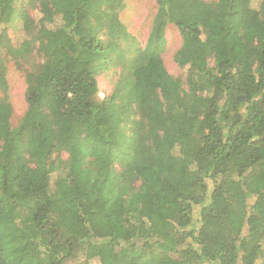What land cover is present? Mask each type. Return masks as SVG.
<instances>
[{"label": "trees", "instance_id": "trees-1", "mask_svg": "<svg viewBox=\"0 0 264 264\" xmlns=\"http://www.w3.org/2000/svg\"><path fill=\"white\" fill-rule=\"evenodd\" d=\"M252 1L155 0L140 46L123 0H26L37 19L0 0V264H264V0ZM169 24L179 75L161 57ZM9 59L26 84L16 126ZM115 65L98 99L96 76ZM145 96L167 130L125 112Z\"/></svg>", "mask_w": 264, "mask_h": 264}, {"label": "rangeland", "instance_id": "rangeland-1", "mask_svg": "<svg viewBox=\"0 0 264 264\" xmlns=\"http://www.w3.org/2000/svg\"><path fill=\"white\" fill-rule=\"evenodd\" d=\"M257 3L258 0H253L251 5L256 7ZM24 4L26 5V0ZM26 7H28V14L37 19L39 16L37 10L31 9L27 5ZM155 9V0H123V7L119 12L120 20L128 32L135 37L136 42L140 46H144L146 42ZM56 23H58V20ZM1 28L2 25L0 24V30ZM6 34L14 44L19 43L22 39H24L25 35L22 30L20 20L14 21L13 24H8ZM181 37V32L177 29V27L172 24L167 26L165 32L166 44L161 57L165 68L173 75L184 73V70L181 69L173 60L175 51L181 45ZM23 63V68L33 67L32 61ZM120 72V66L115 65L105 68L97 74L96 80L98 85V99H104L111 94L116 81L119 78ZM6 80L8 86V100L12 106L11 123L13 126H16L26 109L24 95L26 84L24 81V71L19 67V65L15 64L14 60L11 59L6 62ZM124 110L134 119L149 118L159 123L163 128L166 127L167 130L168 116L161 110L160 106L153 98L145 96L139 103L129 104L124 108ZM21 134L27 135L30 138H34L36 136V132L30 127L23 128L21 130ZM167 137L166 133H161L159 136L160 140H164ZM118 167L123 170L130 169V165L124 163H121Z\"/></svg>", "mask_w": 264, "mask_h": 264}]
</instances>
